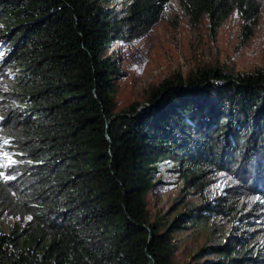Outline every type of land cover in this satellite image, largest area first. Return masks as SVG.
Here are the masks:
<instances>
[{"label": "trees", "instance_id": "trees-1", "mask_svg": "<svg viewBox=\"0 0 264 264\" xmlns=\"http://www.w3.org/2000/svg\"><path fill=\"white\" fill-rule=\"evenodd\" d=\"M216 30L236 11L253 35L262 0H177ZM165 0H0V264H176L175 235L214 217L234 228L201 264H264V69H205L116 113L111 48L159 23ZM6 152L11 159H3ZM15 161V163H12ZM164 161L184 191L222 194L149 220ZM151 236V237H150Z\"/></svg>", "mask_w": 264, "mask_h": 264}, {"label": "rangeland", "instance_id": "rangeland-1", "mask_svg": "<svg viewBox=\"0 0 264 264\" xmlns=\"http://www.w3.org/2000/svg\"><path fill=\"white\" fill-rule=\"evenodd\" d=\"M108 10L122 15L130 0H103ZM257 26L248 39L242 36V20L234 11L214 33L206 17L199 24H191L177 0H165L162 18L142 38L115 44L121 71L125 76L117 81L116 113L129 108L142 110L150 98V90L168 78L179 75L187 78L205 69L220 68L226 72L249 73L264 69V0ZM0 164H4L1 162ZM204 194L184 191L180 170L176 164L164 161L159 175L158 188L148 196L150 222L158 218L173 219L187 213L222 194L229 180L220 178ZM18 219L8 218L0 226L9 229ZM233 226L228 219L214 217L190 231L177 233L175 241L176 264H201L200 252L208 247L225 243Z\"/></svg>", "mask_w": 264, "mask_h": 264}, {"label": "snow or ice", "instance_id": "snow-or-ice-1", "mask_svg": "<svg viewBox=\"0 0 264 264\" xmlns=\"http://www.w3.org/2000/svg\"><path fill=\"white\" fill-rule=\"evenodd\" d=\"M0 152H2V150H0ZM2 158H3V159H9V160L11 159V157H9L8 154H7L6 152H3V153H2ZM12 163H15V161H12ZM4 166H5V165L0 164V167H4Z\"/></svg>", "mask_w": 264, "mask_h": 264}, {"label": "water", "instance_id": "water-1", "mask_svg": "<svg viewBox=\"0 0 264 264\" xmlns=\"http://www.w3.org/2000/svg\"><path fill=\"white\" fill-rule=\"evenodd\" d=\"M151 237V236H150Z\"/></svg>", "mask_w": 264, "mask_h": 264}]
</instances>
